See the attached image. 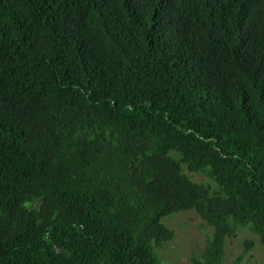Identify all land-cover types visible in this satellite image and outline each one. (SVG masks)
<instances>
[{
    "label": "trees",
    "instance_id": "1",
    "mask_svg": "<svg viewBox=\"0 0 264 264\" xmlns=\"http://www.w3.org/2000/svg\"><path fill=\"white\" fill-rule=\"evenodd\" d=\"M186 211L191 264L264 247V0H0V264H162Z\"/></svg>",
    "mask_w": 264,
    "mask_h": 264
},
{
    "label": "rangeland",
    "instance_id": "2",
    "mask_svg": "<svg viewBox=\"0 0 264 264\" xmlns=\"http://www.w3.org/2000/svg\"><path fill=\"white\" fill-rule=\"evenodd\" d=\"M178 158L176 153H172ZM186 176L197 184L208 187L212 193L218 191L217 185L206 175L190 172L184 167ZM162 222L174 231V239L157 248L156 252L162 264H191V256L200 254L213 229L204 223L195 211L179 212L170 215ZM251 240L254 248L244 258V264H264V247L258 237L247 227L238 226L236 236L227 240L226 262H231L243 253V241Z\"/></svg>",
    "mask_w": 264,
    "mask_h": 264
}]
</instances>
